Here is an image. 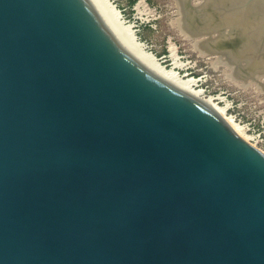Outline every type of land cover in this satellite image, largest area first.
<instances>
[{
	"label": "water",
	"instance_id": "95a60500",
	"mask_svg": "<svg viewBox=\"0 0 264 264\" xmlns=\"http://www.w3.org/2000/svg\"><path fill=\"white\" fill-rule=\"evenodd\" d=\"M179 2L264 70V0ZM0 264H264V152L134 59L98 0H0Z\"/></svg>",
	"mask_w": 264,
	"mask_h": 264
},
{
	"label": "rangeland",
	"instance_id": "374dc122",
	"mask_svg": "<svg viewBox=\"0 0 264 264\" xmlns=\"http://www.w3.org/2000/svg\"><path fill=\"white\" fill-rule=\"evenodd\" d=\"M112 1L121 8L124 19L134 23L139 39L147 43V48L164 65L174 67L182 76L198 78L197 87L203 89V95L213 96L220 105H226L228 114L247 126L249 134L258 140L256 147L264 150V70L258 71L260 77L255 81L254 75H239L240 64L232 62L230 55L226 57L236 68L231 69L227 63L216 64L220 53L216 47L214 50L207 47V54L200 53L195 47V38L183 34L178 25L181 16L178 3L182 6L179 0L178 3L176 0H142L144 3L140 6V0ZM184 9L182 6L187 23ZM223 30L229 34L228 29L222 28L213 32L211 39L207 35L201 37L214 40L223 34ZM206 39L203 38L201 45L208 43Z\"/></svg>",
	"mask_w": 264,
	"mask_h": 264
},
{
	"label": "bare ground",
	"instance_id": "6f19581e",
	"mask_svg": "<svg viewBox=\"0 0 264 264\" xmlns=\"http://www.w3.org/2000/svg\"><path fill=\"white\" fill-rule=\"evenodd\" d=\"M140 2L142 3V0L138 2V6H140ZM98 6L104 13L113 36L118 40L121 46H126L127 52L134 59H136L145 69H147L151 74H154L169 82L176 90L185 92L188 96H190L193 99L200 100L201 103H203L206 107H208L211 111H213L219 118H222L224 123L228 125V127L233 132H235L243 139L247 140L253 145L258 143V140H256L252 134H249L246 128L247 126L237 122L232 115L228 114L226 105H220L218 102L215 101L213 96L203 95V89L197 87L198 78L193 76L191 77L182 76L180 72L176 70L174 67H168L164 65L161 59L158 58L154 52L150 51L147 48V43L139 39L135 30L134 23L124 19L122 11L118 6H116V4L112 0H98ZM178 6H179L178 9L181 13V16L178 20V25L180 26L182 33L189 38H195V47L200 50V53L207 54L206 52L209 51L207 47L214 50L215 48L213 49L214 46L212 45V40H209L211 39L213 33L209 35L195 33L189 18H187V23L185 22L184 19L185 14L182 11V6L179 3ZM223 32L224 30L222 31V33ZM205 35L210 36L208 40L205 37H201ZM203 38L204 40L206 39L208 41L207 44L205 43L206 45L205 44L201 45ZM210 52L212 51L210 50ZM219 52L220 53L218 54L219 57L216 60L217 62L216 64L227 63L231 69H234L235 64L234 63L231 64V61L230 60L228 61L229 58L226 57V55H229V53L221 50ZM234 72H236V70ZM259 72H257L258 75H255L256 73L254 74L253 80L255 81L259 80L260 77ZM261 151L264 152V150Z\"/></svg>",
	"mask_w": 264,
	"mask_h": 264
},
{
	"label": "crops",
	"instance_id": "0c3cea01",
	"mask_svg": "<svg viewBox=\"0 0 264 264\" xmlns=\"http://www.w3.org/2000/svg\"><path fill=\"white\" fill-rule=\"evenodd\" d=\"M143 3H144L143 1H142V3L140 2V5H143Z\"/></svg>",
	"mask_w": 264,
	"mask_h": 264
}]
</instances>
